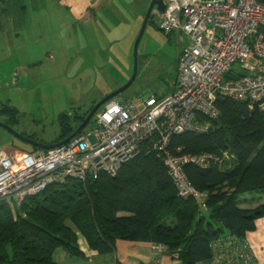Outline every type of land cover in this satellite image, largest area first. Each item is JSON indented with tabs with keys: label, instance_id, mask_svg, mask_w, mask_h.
Returning a JSON list of instances; mask_svg holds the SVG:
<instances>
[{
	"label": "trees",
	"instance_id": "trees-1",
	"mask_svg": "<svg viewBox=\"0 0 264 264\" xmlns=\"http://www.w3.org/2000/svg\"><path fill=\"white\" fill-rule=\"evenodd\" d=\"M13 5L12 0H0V18L9 13L23 17L24 4L16 12ZM153 20L150 17L147 25ZM93 107L82 114H59V136L45 144L72 135ZM214 107L215 118L199 114L194 129L171 136L164 151L142 143L115 177L69 179L19 205L0 199V264H55L57 249L82 256L78 235L102 255L111 253L117 241L156 243L181 264H212L213 259V264H231L219 261L211 245L220 238L246 243V234L264 218V110L222 96L216 97ZM3 114L7 126L18 123L15 108L0 104ZM164 152L217 158L205 169L183 167L190 185L202 195L200 200L178 195L163 163ZM246 194L249 198L241 197Z\"/></svg>",
	"mask_w": 264,
	"mask_h": 264
},
{
	"label": "built area",
	"instance_id": "built-area-1",
	"mask_svg": "<svg viewBox=\"0 0 264 264\" xmlns=\"http://www.w3.org/2000/svg\"><path fill=\"white\" fill-rule=\"evenodd\" d=\"M164 4L163 13L155 8L151 12L159 30L166 37L184 34L189 39L179 56L170 91L160 88L141 96L137 103L122 102L118 95L108 99L81 131L56 148L31 152L1 148L0 199L19 205L50 185L69 179L84 182L100 174L115 177L119 168L138 154L142 143L164 151L171 136L194 129L193 121L199 114L215 118L218 96L264 110V2L164 0ZM87 125L91 130H86ZM217 161L211 154L177 156L164 152L163 157L178 195L197 200L202 195L190 185L183 167L193 164L205 169ZM211 247L219 261H251L245 242L220 238ZM150 248L155 256L151 264H159L158 256L166 247L152 243Z\"/></svg>",
	"mask_w": 264,
	"mask_h": 264
},
{
	"label": "rangeland",
	"instance_id": "rangeland-1",
	"mask_svg": "<svg viewBox=\"0 0 264 264\" xmlns=\"http://www.w3.org/2000/svg\"><path fill=\"white\" fill-rule=\"evenodd\" d=\"M141 1L146 12L151 0H121L120 8L118 3L111 4L115 11L96 8L88 24L77 28L84 32L78 36L71 27L72 4L82 0H12L16 3L13 11L24 4L25 13L23 17L9 13L0 18V104L15 108L18 118L10 128L39 143H50L59 136V114L87 112L126 84L132 74L133 46L143 11L137 16L135 29L125 26L132 13L139 12ZM124 2L127 22L122 20ZM188 44L186 35L168 38L156 20L150 22L137 48L136 78L117 97L137 103L153 90L164 88L168 93L177 77L179 55ZM5 117L0 115L4 124ZM6 146L22 152L32 150L0 127V149Z\"/></svg>",
	"mask_w": 264,
	"mask_h": 264
},
{
	"label": "crops",
	"instance_id": "crops-1",
	"mask_svg": "<svg viewBox=\"0 0 264 264\" xmlns=\"http://www.w3.org/2000/svg\"><path fill=\"white\" fill-rule=\"evenodd\" d=\"M82 1V3L72 4V6H74V12L71 14V27L74 29V33L78 36H83L84 32H82V30L80 32L77 30V28L79 29L83 23L84 25L88 24L89 17L90 15H93L92 13L96 8H99L101 12H103V10L115 11V9L111 8V4L118 3V7L121 5V0H96L98 5L95 4V0ZM123 4L124 6L122 14L124 19L122 20L127 22V19H129L127 13V3L124 2ZM138 8L139 12L137 9L134 13H132V17L129 20L130 23L125 26V29H135V21L137 16L139 15L140 17L143 9L145 8L142 4V1ZM244 240L247 244H249L250 247L249 254L251 258V264H264V218L258 219L256 221L255 230L253 232L247 233ZM77 243L82 256L73 257L68 255L64 250L57 249L53 254V260L55 264H112L113 262L116 264H136L138 262L151 264L155 257L149 243L117 241L113 251L105 255L91 251L88 248L85 240L79 235L77 237ZM158 259L159 264H181L175 257H171L166 253L160 254ZM231 264L239 263L231 262Z\"/></svg>",
	"mask_w": 264,
	"mask_h": 264
},
{
	"label": "water",
	"instance_id": "water-1",
	"mask_svg": "<svg viewBox=\"0 0 264 264\" xmlns=\"http://www.w3.org/2000/svg\"><path fill=\"white\" fill-rule=\"evenodd\" d=\"M155 8V10L159 13H163L165 10V4H164V0H151L147 11L145 13L140 31L137 35V38L134 42V46H133V69H132V74L130 79L127 81L126 84H124L121 88L115 90L114 92H112L110 95L106 96L101 102H99L97 105H95L89 112V114L86 116L85 120L81 123V125L77 128V130L72 134L75 135L76 133H78L79 131H81V129H83V127L85 126L86 122L89 120V118L91 117V115L93 114V112L99 107L101 106L105 101H107L108 99H111L115 96H117L118 94L122 93L124 90H126L127 88L130 87V85L134 82L136 75H137V48L139 45V42L142 38V35L145 31V27L147 25V21L148 19L151 17V12L152 10ZM0 127L4 128L6 130H8L14 137H16V139H18L19 141L28 144L29 146H31L32 148H37V149H44V150H50L53 148H56L58 146H60L61 144H63L66 140L60 141L58 143H54L51 145H47V144H42L39 143L38 141H35L33 139H30L26 136H23L17 132H15L12 128H10L9 126H7L6 124L0 122Z\"/></svg>",
	"mask_w": 264,
	"mask_h": 264
},
{
	"label": "flooded vegetation",
	"instance_id": "flooded-vegetation-1",
	"mask_svg": "<svg viewBox=\"0 0 264 264\" xmlns=\"http://www.w3.org/2000/svg\"><path fill=\"white\" fill-rule=\"evenodd\" d=\"M1 122V121H0ZM3 123V122H2ZM23 136H25V135H23ZM28 138H30V137H28ZM30 139H32V138H30Z\"/></svg>",
	"mask_w": 264,
	"mask_h": 264
}]
</instances>
